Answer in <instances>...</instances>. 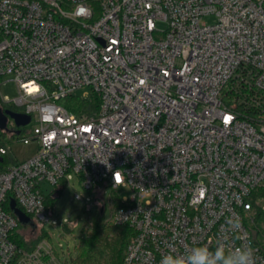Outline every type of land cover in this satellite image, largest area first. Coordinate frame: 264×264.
<instances>
[{
	"label": "built area",
	"instance_id": "built-area-1",
	"mask_svg": "<svg viewBox=\"0 0 264 264\" xmlns=\"http://www.w3.org/2000/svg\"><path fill=\"white\" fill-rule=\"evenodd\" d=\"M6 76L19 97L0 104L31 116L38 150L0 171V264H62L45 239L17 245L6 207L48 223L46 189L70 174L98 198L131 189L113 215L133 233L124 264L221 237L264 264V0H0ZM85 88L97 112L60 103Z\"/></svg>",
	"mask_w": 264,
	"mask_h": 264
},
{
	"label": "rangeland",
	"instance_id": "rangeland-1",
	"mask_svg": "<svg viewBox=\"0 0 264 264\" xmlns=\"http://www.w3.org/2000/svg\"><path fill=\"white\" fill-rule=\"evenodd\" d=\"M216 20L215 16H207L203 22L211 25ZM158 29L166 31L168 29L167 23L159 22ZM89 95L92 96L91 90L85 88L77 91L75 97L86 100ZM0 96L9 100L19 97L18 86L13 82L11 76L4 77L3 81L0 82ZM12 107L20 110L15 106ZM10 124L12 125V122ZM22 131L23 133L19 135L18 139L13 140L10 136H6L4 139L6 147H9L8 158L14 162L27 160L33 157L38 150L37 144L24 145L22 142L23 136L28 137L31 135L32 124L23 127ZM11 164L13 162H9V166ZM61 187L59 198L53 203L49 212V222L38 224L36 230L21 225L16 233V239L23 241L29 248L43 236L42 231H44L49 237L45 240L54 246L61 260L64 261L65 257L70 259L77 256V248L81 240L87 237V233L91 228L92 217L96 215L98 206L105 207L101 224L104 226L113 223V215L116 210L115 200L118 198L123 201L130 198L132 191L127 187H122L114 195L110 189H107L104 197L98 198L96 193L90 194L87 192L80 184L78 177L73 174L68 175V181L62 182ZM75 194H81L85 199L77 201L75 200ZM21 249L25 248L22 247Z\"/></svg>",
	"mask_w": 264,
	"mask_h": 264
},
{
	"label": "trees",
	"instance_id": "trees-1",
	"mask_svg": "<svg viewBox=\"0 0 264 264\" xmlns=\"http://www.w3.org/2000/svg\"><path fill=\"white\" fill-rule=\"evenodd\" d=\"M64 106L78 115L93 114L98 111L100 106V100L97 96H92L89 100H81L75 96L67 99H63L61 102ZM68 104V105H66ZM0 108L3 110H11L14 112H20L12 106L6 104H0ZM21 131L20 134H17ZM23 131L17 129L15 132L0 131V148L6 147L5 138L10 136L11 139H18L19 135H22ZM25 136H23L24 138ZM9 152L6 155H0V171L5 170L9 166V162H13L11 165H15L18 162H14L8 158ZM62 187H49L46 189V204L47 209L51 211L53 203L59 198V193ZM119 206V205H117ZM7 211H11L9 205L6 207ZM101 208L98 207L96 215L92 217L91 228L87 233V237L82 239L79 247L77 248V256L75 258H66L62 264H124L125 253L127 245L132 237V230L127 226H119L114 223L107 225L101 224ZM21 226V225H20ZM16 231L12 235V239L18 244L20 248L31 251L35 246L43 239L49 238L44 234L40 237L31 247H27L23 241L16 239Z\"/></svg>",
	"mask_w": 264,
	"mask_h": 264
},
{
	"label": "clouds",
	"instance_id": "clouds-1",
	"mask_svg": "<svg viewBox=\"0 0 264 264\" xmlns=\"http://www.w3.org/2000/svg\"><path fill=\"white\" fill-rule=\"evenodd\" d=\"M231 231L238 232L241 224L238 218L228 221ZM160 264H256L253 249L247 245L234 247L221 237L213 249L201 244L178 253L174 249L165 253Z\"/></svg>",
	"mask_w": 264,
	"mask_h": 264
},
{
	"label": "water",
	"instance_id": "water-1",
	"mask_svg": "<svg viewBox=\"0 0 264 264\" xmlns=\"http://www.w3.org/2000/svg\"><path fill=\"white\" fill-rule=\"evenodd\" d=\"M9 121H13L14 125L20 129L23 127H26L31 122V116L28 114H23L19 112H14L11 110H3L0 108V130L1 131H8V123ZM17 134H20V131L17 132ZM10 209L14 213V215L17 217L19 223L23 225L24 227H31L33 230H36L37 225L31 220L30 217H28L22 210H20L17 207V203L15 200H11L10 202ZM104 208H101V214H104Z\"/></svg>",
	"mask_w": 264,
	"mask_h": 264
},
{
	"label": "snow or ice",
	"instance_id": "snow-or-ice-1",
	"mask_svg": "<svg viewBox=\"0 0 264 264\" xmlns=\"http://www.w3.org/2000/svg\"><path fill=\"white\" fill-rule=\"evenodd\" d=\"M116 179H117V181H119L120 177H119V176H117V177H116Z\"/></svg>",
	"mask_w": 264,
	"mask_h": 264
},
{
	"label": "flooded vegetation",
	"instance_id": "flooded-vegetation-1",
	"mask_svg": "<svg viewBox=\"0 0 264 264\" xmlns=\"http://www.w3.org/2000/svg\"><path fill=\"white\" fill-rule=\"evenodd\" d=\"M10 122V121H9ZM1 131V130H0Z\"/></svg>",
	"mask_w": 264,
	"mask_h": 264
}]
</instances>
